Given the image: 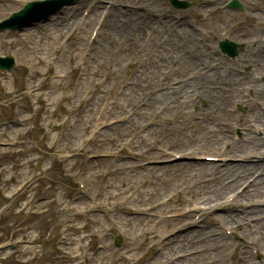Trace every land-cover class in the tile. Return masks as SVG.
<instances>
[{
	"label": "rangeland",
	"instance_id": "obj_1",
	"mask_svg": "<svg viewBox=\"0 0 264 264\" xmlns=\"http://www.w3.org/2000/svg\"><path fill=\"white\" fill-rule=\"evenodd\" d=\"M25 1L30 0L13 3L11 10H18L21 8L22 2L24 3ZM89 1L90 0H82L74 4L77 6V15L82 16V8L89 4ZM104 1L107 3L111 0ZM187 1H192L193 5L186 10H181L170 7L167 0H118V3L122 4L120 6L121 9L148 14L145 11L147 9L149 11L161 12L164 16L166 11L170 23L178 25L179 28L183 27L190 29L189 23L194 25L195 30L192 29L195 35L189 39L184 29H177L176 39L178 40L179 50L168 49L166 51L168 56L167 63L162 65L160 69L157 66L152 68L150 64L151 61L148 60L149 53L153 55V50H149L150 52L142 51L138 53L142 50L143 46L145 44L148 45V43H152V49L157 48L152 39L150 41L144 39L146 35L144 34V29L149 28L151 30L153 24L149 25V27H147L146 24L139 25L135 17L127 19L125 24L127 33L123 37L127 38L130 43L135 41L137 44L136 46H124L122 49L123 41L121 38L112 34L113 31L108 37L103 38L104 30H102L100 35L101 40L99 43L93 45L96 49L94 50L92 46V49L88 53L90 64H92L93 60L98 63L102 59L106 64H110L113 67L115 60L118 59L119 63L126 67L125 71L121 72V75H119L118 79L112 84L113 88L110 94L112 97L113 94L117 93L119 86L122 85V82L126 78L129 80V76H132L131 81L135 78V66L137 64L135 55H138L139 62L137 68L139 71H142L144 77L138 74L142 89L139 90L137 96L142 95V97L140 96L139 99L133 97L134 100H130V103L124 104L123 106L128 109L129 107H134L141 103L138 107L148 109L146 111H149V107H151L150 111L146 113L147 115L156 113V110L159 109L160 106H164L162 112L158 115L161 123H150L147 126L146 129L150 128V131L153 130L149 137L147 136V139L152 140L156 137H162L164 142L159 145L179 153L186 149H191V135H188L190 133L185 131L187 124L192 121H208V115H206L208 113L207 101L201 99L199 94H194L199 88L197 78L208 83V76H197V69L179 68L198 62V69L202 68L206 70L209 64L213 67H215L214 64H216L219 71L217 74L219 81L212 84L217 88L229 86V83H227L226 68H223V65L230 64L232 69L234 67L242 68L243 71H248L249 76L241 80L240 84L235 85L237 89L234 92L239 93V97L242 91L241 83L243 82V84H246L247 82H252V73L263 68L257 64L244 65L240 60V53L236 57L239 59L237 63L229 62L227 59L222 58L217 52V49L213 52L212 48L208 47V45H211L208 41L213 43L216 39L212 41V38L208 39V35L202 36V32L208 33L209 30L211 34L212 30H214V34H216L218 40H222L223 37L227 36L236 43L242 42L243 45H241L240 52L247 51L250 60L257 56L258 52H264V43L259 44L258 41L260 36H264V7L260 3L253 4L255 7L253 10L247 6L248 4L245 1L242 2V0H238L241 11L233 9L230 11L231 13L228 12L223 14L221 5L224 0ZM67 9L69 8L67 7ZM151 13L153 15V12ZM249 13H252L253 18L249 17ZM7 14H9V12ZM55 15L58 14L51 15L49 19L55 17ZM174 16L181 17L180 21L175 22ZM106 20L108 22H113L114 18L110 16ZM106 20L102 28H104ZM46 23L49 24V20L46 21ZM40 24L43 26L44 22L40 23L36 21L26 28L40 29V26H38ZM90 28H92L91 25L82 33L83 45ZM5 31L9 32V36L5 38L7 40H12V38H15L14 36L17 35V32L9 30L0 31V34L5 33ZM167 32L169 33L168 30ZM108 39L109 41L110 39L113 41L109 50L107 47V45H109ZM71 40H74L73 44L75 43L76 45L78 42V33L71 36L70 43H68L70 45L72 43ZM73 44L72 47H75ZM25 46L26 45L22 44L19 46V49H16V47L13 49L9 47L8 44L4 46L0 42V56L8 55L11 51L14 52L13 50H15L14 53L16 54L13 55L16 62L12 70H0V171L4 168L2 174H0V264L154 263L153 257L157 255L155 254L157 246H151V241L139 236L133 243L134 249L128 252L130 249L128 246L129 241L125 239L124 235H119L118 227H111V225L117 224L115 218L118 219L119 216L142 217V215L132 212L130 206L139 207L150 204L162 198L169 191H173L172 188L177 184L181 185L178 187L177 194L175 193L176 195H174L172 199L174 202L168 207L166 206L164 212L170 213L173 211H180L182 206L185 205H178V203L181 202L179 200L185 201L186 197H190L189 195H185V191L187 190L185 186L189 187L193 184L195 185L194 187L200 188L206 186L208 183L214 184V182L204 178L200 180H206L207 183L203 184V182H199L200 180L198 181L199 183H197L196 179L199 178L200 166L196 165L193 170L195 173L194 177L180 178L178 183L173 186L174 182L168 181L167 179L170 178V180H172L174 174H170L171 170L169 171L168 167L159 164L160 166L154 165L148 167L147 169L149 171L143 172L142 174L148 175L145 177L147 180H152L150 174L157 172L162 173L165 178L159 180L155 179L150 185L147 183L140 184L138 181H134L136 180V164L148 160L152 156V154H144L138 156V161H135L136 164L134 167L126 170L127 175H125L126 177L124 178H128V180L125 182H129L132 187L126 188V185L123 186L122 184L118 186L119 184L116 178L120 177L121 174L114 170V166L118 165L119 160H124L121 156H124L126 153L120 149L119 145L120 140L125 136H121L118 140L112 141V144H107L104 141L97 142L95 135L92 136L93 128L91 124L96 107L92 112L89 110L86 114L88 121L90 120L89 125H82V127L80 122L77 121V117L80 118V116H78L79 113H77L76 110L69 109L71 99L67 97L71 93V88L75 86L73 84L78 77L76 71V58L74 59L73 67L70 68L69 63L63 60L61 50L55 51L53 49L55 45L52 42L48 46H46L43 40L37 43V46H41L42 48L46 46L48 48V53L44 49L43 54L37 52L35 49L28 50L27 52ZM185 51L191 56L190 58H186L184 64L179 67L178 64L180 63V59L178 58V53H185ZM208 55L211 57L210 61L208 60ZM35 56L40 57V59L35 58ZM36 60H38V62ZM48 61H51V64L48 65ZM219 61L221 63H219ZM217 63L219 64L217 65ZM52 64L53 67H51ZM29 65H32L35 71L41 70L43 72V74L37 73L33 77L32 87L25 86L22 80L23 76L27 74V67ZM221 65L222 67H220ZM64 69H67L68 74L58 78L56 72H62L63 74ZM100 74L101 72L97 75L95 82L98 80V77L100 78V76H102ZM220 74H223V77L225 75V78H222V76L220 77ZM241 76L244 75L241 74ZM58 79L60 80L59 83L62 84V86L57 88L59 95L57 92L50 94L46 93L55 86H49L48 82H55ZM42 80L43 85L39 87L38 84L40 81L42 82ZM177 80L179 81L177 82ZM186 81H191V83L182 84ZM180 84L182 85L176 88V86ZM70 85L72 87H70ZM104 86L110 88L107 81ZM256 88L253 91V95L255 94ZM167 89L169 93L164 94V100L156 102L152 100L147 102L153 92L165 91ZM262 89H264V82L262 84ZM30 91L32 92L31 95L29 94ZM78 93L80 94L82 91H78ZM53 96H57L55 98L57 102L53 105H46L45 100L48 99L49 103H52ZM79 96L80 95H77L76 102ZM92 98H95V96ZM231 98L229 96L223 103V108L228 116L223 117V119H217L216 124L220 128H224L225 125H227H224V122H234L236 116L240 115L239 112L231 114L227 111V108L232 106ZM101 99L102 98H100V100ZM177 99H179V101L181 100V103L178 102V105L175 103ZM100 100H97L98 104ZM255 100H260L264 105V97L255 95ZM84 104L86 103H81V108ZM166 105H171L172 109L167 110L165 107ZM252 105L255 110L261 112L255 102H253ZM16 109L18 113L15 112ZM218 114L215 112V115ZM117 116L119 118L121 116V119L125 122L127 118L125 116V109L118 110ZM172 117L176 118L172 121ZM250 118L252 117L246 116V118H244L245 124L248 127ZM67 119L68 121L64 124L63 121ZM131 119H135V115H133ZM136 119L138 122H143L147 118L137 117ZM61 123L63 124L61 125ZM145 132L141 133V135ZM160 132H163L164 135H161ZM218 134H221V132L219 133L217 130L212 132V137L216 141ZM228 134L229 136L226 138H230V133L228 132ZM75 137L78 138L75 139ZM82 138L86 140V142L83 143V148L77 146V142ZM218 144L219 142L217 141L216 147L219 146ZM263 146L264 143L259 144L257 147L262 149ZM104 147L107 150V154H110V150L113 149L114 154H117L118 158L110 157V159L108 157L98 156L96 159L93 157L88 160V157L90 155L92 156V154H104L105 152L102 150ZM132 148L134 147L132 146ZM245 148V146H238L237 151L232 155L237 156L240 152L244 153ZM134 149L138 151V149ZM203 151H200V153L219 154L217 149H215V151H210L204 148ZM163 156L162 154L161 158ZM197 159H199V157L194 159H183L175 162L176 164H171L175 166L177 164L182 165L186 162L197 161ZM132 160L133 159H126L125 161L130 162ZM89 161L93 162L89 164ZM103 172L105 174H101ZM228 176L227 174L224 180L229 179ZM261 177L262 176L251 184L252 190L246 192V189L241 193L242 198L235 200L226 211L218 213L224 215L225 220L222 222L228 224L225 222L227 220L226 216H229V213L231 214L232 211L233 215L236 214V216L241 217L238 204L245 202L251 203L254 201L260 202V197H257L253 192H256L260 186H262L261 180L263 178L261 179ZM244 178H246V176ZM244 178L235 180L231 184L232 187L223 190L219 194V200L216 201H222L226 193L235 191ZM80 179L84 180L86 189L85 195H82L81 192L83 191H80L77 186V182ZM104 184L109 185L108 190L104 188L106 186H103ZM162 189L165 190L161 192ZM127 190H132L134 198L130 199L126 205H120V197ZM140 191H148L151 192L152 195L144 199L145 196L143 194H140V197L137 195ZM137 196L138 200L135 201ZM193 198L197 199V197ZM97 200L99 202L102 200L107 206L102 207V204L98 205L99 203ZM177 200L179 202H177ZM214 203L216 202L213 201L212 204ZM71 205L75 206L76 209L70 208ZM110 205L112 206L111 208H109ZM259 207L260 205L252 207L253 213H259ZM157 212L156 209L154 213L158 214ZM195 214V211L188 213L190 221H193ZM218 214L217 218H220ZM244 214L251 219L252 227L250 229L245 226L241 219V224L246 228L244 235H242L243 233L240 232L239 229L237 230L236 227L235 230L238 240L236 239L230 242L228 237L223 235L222 244H227L224 245L226 250L220 253L219 262L221 264H231L234 261L243 259L244 255L250 258L248 261L249 264H256L257 262L250 251L251 247L258 248L264 257V234H261L262 229L255 228L252 213L244 212ZM94 218L96 219L93 220ZM154 218L158 221L157 217ZM183 219L185 221L187 220L186 218ZM215 219L216 218H214L212 223L213 228L216 232L223 234L218 228L217 223H215ZM207 221L212 220L207 219L205 223ZM162 225L157 223L156 228L163 230L164 225ZM200 228V226L194 227V229L197 230ZM125 230H127L129 234L128 228L124 229V234H126ZM104 233L105 236H103ZM80 236L82 239H80ZM117 237H120V241L118 245H115L114 241ZM96 242L102 243L104 249L96 250ZM177 242L171 244L173 247L170 252L172 256L179 253L177 250H179L178 248L180 245H178ZM149 247L150 249H148ZM191 248L193 247L187 245L181 253L192 251ZM210 251L218 253V245L216 243L212 244L210 246ZM127 254L129 255L128 259L122 258V255ZM70 256L72 257L71 261H69ZM96 256L99 257L97 258ZM140 256L143 258L138 261L137 258ZM197 260L198 258L196 257V259L192 261V264H198Z\"/></svg>",
	"mask_w": 264,
	"mask_h": 264
},
{
	"label": "bare ground",
	"instance_id": "obj_2",
	"mask_svg": "<svg viewBox=\"0 0 264 264\" xmlns=\"http://www.w3.org/2000/svg\"><path fill=\"white\" fill-rule=\"evenodd\" d=\"M20 1L22 0H0V18L7 15L9 10L12 9L13 3H17ZM150 1H154V0H150ZM244 1L247 2L248 7L252 8L253 10L255 9L253 4H257V3L262 4V0H244ZM94 3H97V4L91 3L92 4L91 5L92 9L90 11L91 13L88 14L87 17L77 16L76 14L77 6L74 4L69 5L68 7L69 9L63 12L57 11L55 14H58V15H55V17H51V19H49L50 25L44 22L43 26L42 24L40 25V29H37V28L36 29H27V28L25 29V27H23L22 28L23 31L21 33H18L16 36H14L15 38H12V40L5 39L9 36V32L5 31V33L0 34V42L4 46H6L7 44L9 45V43L11 42L15 44L16 49H19L20 48L19 46L23 44V45H26L25 47L27 48L26 50L27 52L28 50L30 51L32 49H35L37 52L41 54L44 53V49L47 52L48 48L46 46H48L52 42L55 45L53 49L56 51L61 50V56L63 60L67 61L69 63V67L71 68L73 65L74 59L75 58L78 59V57H80L81 55L80 49L82 48L81 41L83 39V35L79 36L80 44L78 43L75 47H72V45L67 44V41L64 40V37L66 36V34L70 33L71 31H74V33L76 31H79L82 34L85 28H87L90 24H92L93 20H95L97 17L103 14V18H104L103 20H106L110 16L114 18L113 22H108L106 20V23L104 24V28H102V25H103L102 23L101 30H104L103 38L108 37L113 31L112 34H115V36L122 39L123 41L122 49L124 48V46L130 45V47H132V46L137 45L135 41H133L132 42L133 44H132L128 41L127 38L123 37L127 33V30H125V24H126L127 19L131 17H135L139 25L146 24V26H149L153 24L151 26L152 35L150 36V40L152 39L154 41L155 43L154 45L157 48L152 49V46H153L152 43L150 44L148 43V45H145L142 48V50L138 52V53H141L142 51L150 52L149 50L154 51L153 55L149 53V57H148L149 58L148 60L151 61L150 64L152 65V68L157 66L160 69L162 65L167 63L168 56L166 54V51L168 49L179 50L178 42H177L178 40L176 39V36H177L176 31L179 28V26L174 25L173 23H170L166 11H165L164 19L158 22L146 14L132 12L126 9H121V8H118L117 6L115 7L111 6L108 9H106L104 6L101 5V0H94ZM227 12L228 10H224L222 13L225 14ZM68 13H71V15L68 16L67 15ZM248 15L250 18H253L252 13H249ZM70 16L71 18H73L72 20L68 19ZM75 24H76V27L72 29V26ZM179 29L185 30V33L187 34L188 39L192 38L195 35L194 31L188 28L186 29V28L181 27ZM167 30L169 31V33L167 32ZM70 36H68L67 38H69ZM215 36L216 35L213 34V38H215ZM42 40L46 43V46L44 48H42L41 46H37V43ZM258 41H259V44H263L264 36H260ZM112 42L113 41H111V39L110 41L108 39V43H109V45H107L108 50ZM93 49L95 50L96 47H93ZM86 50L87 48L84 49V51ZM190 56L191 55H189L188 52L186 51L185 53H178V58L180 59V63L178 64L179 67L183 65L184 62L186 61V58H190ZM35 58L40 59V57H36V56ZM80 58L82 59V56ZM135 58L137 59L136 61L137 64L135 66L136 67L135 68V78L131 81L130 85L125 87V91L122 92V94L120 95L117 101L108 102L109 107L107 109L104 108L106 109L105 114L109 113L112 116H116L118 120L116 121L114 125L111 123L104 124V127L107 130L105 129L106 131L102 134L96 131L95 136L105 137L104 142H106L107 144H112V141L119 139L121 136H127L129 137V140H130L129 144H132L134 148L138 149V152L132 157L133 159H135L136 156H140L144 154H152L151 158L154 159L153 161H155V159L159 158L162 155V153H160L159 151H156V147L157 145L164 142V139L162 137H156L152 140L147 139V136L149 137V135L153 132V130L150 131V128L147 129L143 135H141L140 133L145 131L144 127H146V125H148L149 123L145 122L146 125L143 126L142 125L143 122L141 123L138 122L136 118L137 117L147 118L145 121L150 120V123H161V120L158 118V115L155 113L151 115L146 114L147 112L150 111L151 107H149V111H146L148 109H143V107L136 109L137 105H135L134 107H129L128 109L124 108L123 106L124 104L130 103V100H134L133 97H136L137 99H139L140 96L142 97V95L137 96V93L139 92V90L142 89V84L138 78V74L141 75L142 77H144V75L142 71H139V69L137 68V65L139 62L138 55H135ZM210 59L211 58L208 55V60L210 61ZM87 60L88 58L86 57L84 74L82 75V78L80 79V82L77 85V91H82L83 94H87V96L82 100L86 104H84V106H82L81 108V105L77 103L76 106L74 107L76 112L79 113L78 116H80V118L77 117V121L80 122L81 127L82 125L84 126L89 125L88 117L86 116L88 111L91 110L92 112V110L95 107H96L95 109L97 110L98 107H100V105L102 104V103L98 104L97 100H100V98H103V97H106L108 99L112 98L110 96L111 89L113 88L112 84L114 83V81L118 79V76L121 75V72H124L126 69L125 66H122L119 63L118 59L115 60L113 67L110 64H106L102 59L98 63H96L93 60L92 64H90V62ZM36 61L38 62V60ZM48 62L50 63V61ZM241 62L243 64H250V63L260 64L261 66H263V69H264V52H258L257 56H255L252 60H249L248 54L246 51L241 54ZM143 65L146 66L145 64ZM224 67L226 68V66ZM184 68L185 69L187 68L197 69L198 71H196V73H197V76L199 75V77L208 76V83H205L203 80L197 78V84L199 85V88L194 92V94L196 93L199 94L201 96V97L199 96L201 99H205L207 101L208 113L206 115H208L207 116L208 121L207 122H203V121L202 122H195V121L189 122L185 130L190 133L188 135H191L190 136L191 143H192V145L190 146L191 149L193 150L194 153H196L195 155H200L197 153H200V151H203L204 148L206 150L209 149L211 151L215 150L217 141L214 140L212 137V132L214 130H217L223 133L224 137L228 136L227 130L225 128L218 127L216 123H217V119L219 118V116L221 117L225 115L223 111L222 103H224V100L227 99V95L231 90L229 89L226 92H222L213 85L219 81L217 77V74L219 71H218V68H216V66L213 67L212 65L209 64L208 69L206 70L202 68L198 69L199 68L198 62H194L191 65L183 66V67H180L179 69H184ZM41 72L42 71H39V70L35 71V69H33L30 75V79L32 76H35L37 73H41ZM99 72H101L100 75L104 76L103 78L104 82L107 81L110 88L107 86L103 89H100V88L98 89L97 85H99L101 81L99 77L97 78L98 82L97 81L95 82V79L97 75H99ZM66 74H67V69H64L63 76H66ZM226 74H227V83H229L231 86L237 85L240 79L247 78V76L246 77L239 76L236 72H234L233 70H229L228 68H226ZM59 81L60 80L58 79L57 81L52 82L51 84L48 83L50 84L49 86L52 85L51 87H53L55 85L56 87L54 86L52 90L50 91L48 90V92L46 93L50 94V93L57 92L59 95L57 88L59 86H62V84H60ZM187 83H191V81H186L185 83H182V84H187ZM41 84L42 83L40 82V85ZM182 84H180L179 86H176V88L180 87ZM30 85L33 86L31 80H30ZM168 91L169 90L167 89L165 91H159V92L151 94L147 102L152 101V100L155 102L164 100L165 98L164 94L169 93ZM261 94L263 95V91L261 92ZM93 96H95L96 99L92 98ZM56 97L53 96L52 97L53 101L52 103L50 102L49 104L53 105L54 103H56L57 102L56 101L57 99H55ZM178 102L181 103V100L179 101V99H177L175 103L178 105L179 104ZM165 107L167 110L172 109L171 105H166ZM241 108L245 111H247L248 109H251L252 114L256 117L257 122L261 126V129L264 131V114L261 112L259 113L256 110H253V106L249 105V103L247 104L243 103ZM122 109H125V113L133 112V114L135 115V119L129 118L126 123L120 122V119L117 116V111L122 110ZM215 112L216 114H218L219 112L220 115L219 114L215 115ZM175 118L176 117L174 118L172 117V121ZM262 130H261V133H262ZM160 134L164 135L163 132H160ZM250 134L252 133H248V132L244 133V135L241 138L242 140L240 142H234L231 140L229 144H227L228 151L234 152L238 146L241 147L242 145L246 147V150L249 149L250 147H253V148H250L251 152L256 151L252 149H256L255 147L264 141L254 138ZM77 138L78 137H75V139ZM83 143L84 141L81 139L79 142H77V146L78 147L81 146L83 148ZM220 144L221 142L219 143V145ZM157 149L162 151V149H159V148ZM244 158L247 159V161L243 163H233L230 161L229 163L225 164L224 167L219 166V165L208 166V164L204 162H199V163L186 162V163H183L182 165L177 164L176 166L174 164L164 165V167L169 168V171L171 170L170 174H174L172 180H170V178L167 179L168 181L174 182L173 186L176 183H178L180 178L194 177L195 173L193 172V170L195 169L196 165L200 166L199 178L196 179L197 183L200 179H204V178H207L208 181L213 180V182H215V184L208 183L206 186H202L200 188L194 187L195 185L193 184L189 187L185 186V188H187V190L185 191V195H191L192 197L191 196H190L191 198L186 197L185 201L179 200L181 202L177 200V202H179L178 205L187 206L189 204H192L193 201L191 199H193V196H194V197H197V200H200L199 202H195L196 204H198V206H196L194 209L197 208L199 210H203V213L209 215L211 219L217 218V215L212 213L214 211L212 205L211 204L208 205V204L213 201L219 200V194L223 190H226L232 187L231 184L234 182L235 178H238L237 180L243 178L247 173H251L249 171L258 169L261 163L257 159L256 160L249 159L248 155H245ZM89 162H90L89 164H91L93 161H89ZM134 166H135V161L129 162L125 160H119L118 165L114 166V170L117 172H120L119 174H121L120 177L116 178L119 184L118 186L122 184L123 186L126 185V188H129L130 186L132 187V185L129 182L127 183L125 182L126 180H128V178H124V177H126L125 175H127L126 170ZM148 167H151V166L148 165V166L143 167L142 169L139 167H136L135 169L136 171L135 179L136 180L134 181H138L140 184L147 183L148 185H150L155 179L159 180V179L165 178L162 173L157 172V173L150 174L152 177V180H147L145 177H147L148 175L142 174V173L149 171L147 169ZM252 173H255V172H252ZM101 174H105V173L103 172ZM227 174L229 175L228 178L235 177L234 179H232L231 183H228V184L224 182V178ZM261 174L263 176L262 177L263 179L261 180L262 186H260V188L256 192H253V193H255L257 197H260V200H259L260 202H258L257 204L260 205V208H264V198H263L264 196V172L263 170L261 171L259 176H261ZM180 185L181 184L175 185L172 188L173 191L177 192L178 187ZM108 186L109 185H106L104 188L108 190ZM163 190L165 189H162L161 192ZM247 190H252V189L248 188ZM140 194H143L145 196L144 199H147L152 195V193L148 191H143V192L140 191L138 192L137 195L140 197ZM82 195H85V193H83ZM138 196L135 199V201L138 200ZM133 198L134 196L132 194L130 199H133ZM128 201H129L128 198L125 199V202H128ZM170 201L165 202L164 204L160 203L159 206H157V211L159 213L158 221H156L155 218L154 219L147 218L144 215H142V217H134V216H119L118 217L119 224H122L123 226L125 225L124 228H128L129 230V234H128L129 239L127 241H129L128 246L130 247V249L128 250V252L134 249L133 243L139 238V236H142L145 239H148L149 241H153L156 244L161 245L162 247V251L157 252V255L153 257L154 263L152 262L151 264H192V261H194L196 257L198 258L197 260L198 264H221L219 262L220 252L225 250L224 246L222 245L223 236L220 233L216 232L212 224L211 226L209 225V221L208 223L202 225L201 229L197 230V229H194V227H196L195 223L186 222V221L179 219L182 216V214H180L179 216H175L173 219H167L163 214H164L166 206L167 207L169 206L168 203H170ZM201 205H208V206L207 208H204V207H201ZM214 206H217V203ZM217 209H220L222 211L223 207L217 206L215 210ZM247 212L253 214V221H254L255 228L262 229L261 234H264V215L262 211H259V213L257 212L253 213L251 205H248ZM185 215L186 214H184V216ZM204 219L205 218L202 219V222H204ZM239 220L241 219L228 218V223L239 224L238 226L239 230L245 233L246 229L242 225H240ZM157 223H160L161 225L163 223L164 225L163 230L156 228ZM125 231L127 232V230ZM212 235H215V236H212ZM103 236H105V233L103 234ZM80 239H82L81 236H80ZM174 242H177L178 245H180V247L178 248L179 250H177L179 253L183 251L185 246L190 245L191 247H193L191 249L195 250V252L197 253V256L178 255L179 256L178 258H176L175 256H172V254L170 253L171 250L173 249L171 244ZM214 243L218 245L219 254H214L210 251V246ZM183 244H187V245H183ZM263 247H264V242H263ZM96 257L98 258L99 256H96ZM128 257L129 255H127V258ZM71 259L72 257L70 256L69 261H71ZM249 259L250 258L248 256L244 255L243 259L236 261L235 264H249L248 262Z\"/></svg>",
	"mask_w": 264,
	"mask_h": 264
}]
</instances>
